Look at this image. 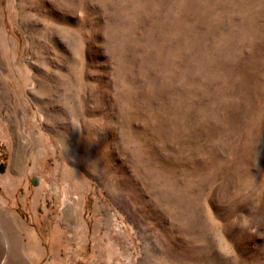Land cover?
I'll return each instance as SVG.
<instances>
[{"label":"rangeland","instance_id":"374dc122","mask_svg":"<svg viewBox=\"0 0 264 264\" xmlns=\"http://www.w3.org/2000/svg\"><path fill=\"white\" fill-rule=\"evenodd\" d=\"M264 264V0H0V264Z\"/></svg>","mask_w":264,"mask_h":264},{"label":"crops","instance_id":"0c3cea01","mask_svg":"<svg viewBox=\"0 0 264 264\" xmlns=\"http://www.w3.org/2000/svg\"><path fill=\"white\" fill-rule=\"evenodd\" d=\"M11 264H18V263L15 262V261H14V262L12 261ZM29 264H35V262H33L32 260H30V261H29Z\"/></svg>","mask_w":264,"mask_h":264}]
</instances>
